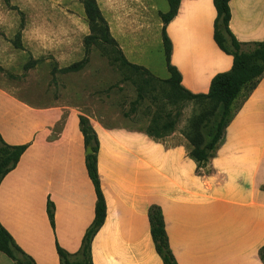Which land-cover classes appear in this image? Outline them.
<instances>
[{"label":"crops","instance_id":"0c3cea01","mask_svg":"<svg viewBox=\"0 0 264 264\" xmlns=\"http://www.w3.org/2000/svg\"><path fill=\"white\" fill-rule=\"evenodd\" d=\"M230 8L236 39L264 42V0H232ZM216 18L214 0H181L166 26L171 65L194 95L208 94L214 77L233 67V57L214 40ZM149 29L138 20L127 35L113 34L131 64L146 67V54L160 45L155 36L151 44ZM237 104L216 156L199 174L184 135L192 111L163 141L147 133L145 120L97 107L84 112L74 105H35L19 87L0 81V135L10 146L26 147L0 184L1 225L36 264H61L58 247L80 251L97 202L80 129L84 116L99 139L97 168L107 206L92 242L93 264H164L150 232L153 205L162 210L178 264H264V76ZM0 264L16 263L0 252Z\"/></svg>","mask_w":264,"mask_h":264},{"label":"rangeland","instance_id":"374dc122","mask_svg":"<svg viewBox=\"0 0 264 264\" xmlns=\"http://www.w3.org/2000/svg\"><path fill=\"white\" fill-rule=\"evenodd\" d=\"M96 2L112 36L115 31L127 35L130 23L138 20L149 24L151 44L155 36L160 45L146 54V67L135 69L116 60L114 49L102 38L103 26L88 18L83 0H0V81L19 87L35 105L122 112L136 122L145 120L155 139H168L186 113L195 116L202 108L195 101L168 97L159 30L160 14L169 10L167 0ZM254 49L243 46L241 51ZM73 66L80 68L69 69Z\"/></svg>","mask_w":264,"mask_h":264},{"label":"trees","instance_id":"16d2710c","mask_svg":"<svg viewBox=\"0 0 264 264\" xmlns=\"http://www.w3.org/2000/svg\"><path fill=\"white\" fill-rule=\"evenodd\" d=\"M83 1L88 18L99 22L103 26L102 38L114 49L116 60H119L125 66L139 69V67L134 66L126 59L119 44L111 35L108 25L101 16L96 0ZM231 1L214 0L217 11V18L214 24V40L223 52L233 57V67L228 72L216 75L211 82L209 93L203 95H194L186 91L181 86L180 73L170 62L172 44L167 35L166 26L175 17L181 0H167L169 10L160 14L163 24L162 41L169 73V78L165 81L169 88L168 97L175 100H183L185 98L195 101L202 108L198 115L192 116L188 120L189 123L184 131V135L191 145L190 156L197 163L199 174L204 171L209 161L216 156L217 149L225 136L228 126L240 108L237 101L241 98L245 101L257 88L264 76V42L242 44L236 39L230 29ZM103 23L105 24V32ZM243 46H252L255 49L250 53H243L241 51ZM113 59L112 57L111 62H113ZM78 68L80 66H73L69 69L76 70ZM80 129L84 136L87 150V171L97 195L95 218L85 233L78 253L69 254L62 248H57L61 264H93L92 242L104 225L107 216V206L97 168L99 139L89 120L84 116L80 117ZM147 133L153 136L151 130H147ZM25 150V146H10L6 144L0 135V184L18 165ZM89 150L90 153H88ZM261 189L264 192V186ZM47 212L51 224L54 225V205L50 201L47 204ZM148 218L151 237L157 254L164 264H178L169 244L161 208L156 205L151 206L148 211ZM0 252L7 255L16 264H36L16 244L1 223ZM259 256L264 262V246L259 250Z\"/></svg>","mask_w":264,"mask_h":264},{"label":"water","instance_id":"95a60500","mask_svg":"<svg viewBox=\"0 0 264 264\" xmlns=\"http://www.w3.org/2000/svg\"><path fill=\"white\" fill-rule=\"evenodd\" d=\"M88 153H90V150L88 151Z\"/></svg>","mask_w":264,"mask_h":264}]
</instances>
